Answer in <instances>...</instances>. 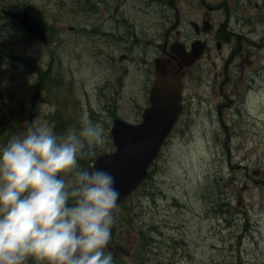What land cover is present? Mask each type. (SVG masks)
<instances>
[{
    "label": "rangeland",
    "instance_id": "1",
    "mask_svg": "<svg viewBox=\"0 0 264 264\" xmlns=\"http://www.w3.org/2000/svg\"><path fill=\"white\" fill-rule=\"evenodd\" d=\"M87 3L95 8L85 12L71 0H0V10L24 11L59 32L42 47L18 26L0 21V146L37 122L64 135L67 129H55L50 116L59 107L71 117L76 107L78 127L87 118L103 129L104 142L86 146L95 159L113 151L109 131L114 117L131 124L139 121L142 110L133 107L131 98L141 104L143 97L126 86L120 71L126 69L137 81L145 79L146 68L142 72L138 62L114 63L116 70L109 73L105 66L104 33L125 15L104 14V0ZM116 52L112 55L117 59L122 48ZM49 63L63 89L55 96L47 89L38 91L34 102L36 73L31 68L45 70ZM199 85L195 79L188 83L186 115L162 148L150 178L118 211L113 229L119 238L108 248L116 261L264 264V83L238 103L241 95H228L232 106L219 112L220 97L205 94ZM77 168L82 166L78 163ZM214 182L223 192L220 213L208 202L207 189Z\"/></svg>",
    "mask_w": 264,
    "mask_h": 264
},
{
    "label": "clouds",
    "instance_id": "2",
    "mask_svg": "<svg viewBox=\"0 0 264 264\" xmlns=\"http://www.w3.org/2000/svg\"><path fill=\"white\" fill-rule=\"evenodd\" d=\"M103 142L85 118L59 136L30 124L0 146V264H113L114 178L77 168L85 147Z\"/></svg>",
    "mask_w": 264,
    "mask_h": 264
},
{
    "label": "flooded vegetation",
    "instance_id": "3",
    "mask_svg": "<svg viewBox=\"0 0 264 264\" xmlns=\"http://www.w3.org/2000/svg\"><path fill=\"white\" fill-rule=\"evenodd\" d=\"M110 11L113 17L125 16L104 33L107 72L122 62H138L142 72L146 68L145 79L137 81L126 69L120 71L126 86L143 97L141 104L131 98L136 110L149 106L156 60L169 61L172 71L182 75L184 113L189 104L186 90L193 79L204 92L220 97L218 112L232 106L228 95H241L238 103L249 92L262 89L264 0H104V14ZM120 48L116 59L113 51ZM196 54L193 64L184 67L185 57ZM105 81L107 85L110 78Z\"/></svg>",
    "mask_w": 264,
    "mask_h": 264
},
{
    "label": "water",
    "instance_id": "4",
    "mask_svg": "<svg viewBox=\"0 0 264 264\" xmlns=\"http://www.w3.org/2000/svg\"><path fill=\"white\" fill-rule=\"evenodd\" d=\"M2 13L19 25L30 38L46 45L44 29L27 13ZM180 80V77L176 78L157 62L156 81L150 91V107L143 112L142 122L131 125L113 119L110 135L115 151L99 156L87 170L99 169L113 176V186L119 192L117 206L147 177L148 169L177 122L182 112Z\"/></svg>",
    "mask_w": 264,
    "mask_h": 264
},
{
    "label": "trees",
    "instance_id": "5",
    "mask_svg": "<svg viewBox=\"0 0 264 264\" xmlns=\"http://www.w3.org/2000/svg\"><path fill=\"white\" fill-rule=\"evenodd\" d=\"M38 22H40L45 28L49 29V33H48V39L49 42L53 41V35L54 33L57 31V29H50L49 26H47V24L39 17H34ZM11 24L13 25V23L11 22ZM26 38H28L26 36ZM50 61H52L50 59ZM31 69H33V71L36 73L37 75V82L35 84V88L37 91H42L43 89H47L49 90L52 94H56L57 91L62 88L63 89V84H62V80L60 75L58 74H52L51 71V64L49 63L47 65V68L45 70H43V68L41 67H32ZM70 87V86H68ZM70 90V89H69ZM37 97V96H36ZM58 105H60V103H58ZM68 110V107H67ZM56 114L50 116V118L53 120V122H56L55 124V129L62 131H65L66 129H68L72 124L75 123V117H67V113L66 110L60 109L58 107V111L55 112ZM66 113V115H65ZM85 153H83L84 156ZM91 157L89 159H87L86 161H91ZM79 163H81V160H79ZM217 182H214L213 185H215ZM213 185H210V189H207L208 195L209 196V201L210 204L213 205L215 207V211L220 213L222 210H219V206H223V192L221 190L220 187H215L213 188ZM125 206H122V208H124ZM113 235V238L111 240V244L112 245H116L117 241L115 240L116 235L114 234V230L113 228L111 229V236ZM118 256V255H117ZM113 264H124L122 261H116L113 258Z\"/></svg>",
    "mask_w": 264,
    "mask_h": 264
},
{
    "label": "bare ground",
    "instance_id": "6",
    "mask_svg": "<svg viewBox=\"0 0 264 264\" xmlns=\"http://www.w3.org/2000/svg\"><path fill=\"white\" fill-rule=\"evenodd\" d=\"M223 206H219L218 208H219V210H221V208H222Z\"/></svg>",
    "mask_w": 264,
    "mask_h": 264
}]
</instances>
